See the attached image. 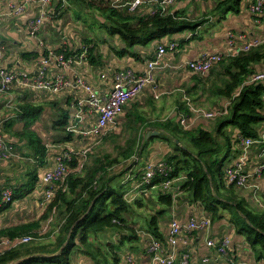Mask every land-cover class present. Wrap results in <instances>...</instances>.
I'll return each mask as SVG.
<instances>
[{"label":"crops","instance_id":"0c3cea01","mask_svg":"<svg viewBox=\"0 0 264 264\" xmlns=\"http://www.w3.org/2000/svg\"><path fill=\"white\" fill-rule=\"evenodd\" d=\"M91 1L52 0L51 13L53 18L42 27L40 38L44 41L45 47H41L35 39L29 37L26 28L27 21L37 15V9L34 5L27 6L24 13L20 14V16H14L11 14L8 0H0V44L4 48L3 57L6 66L13 70H26L36 74L42 68L40 66L41 58L45 55L48 48L57 50L58 53L70 51L78 54L74 55V57H78L85 47L93 48L94 60H87L79 66L64 71L71 78L76 74L83 75L93 85L97 93L106 98L112 90L113 77L119 70L130 68L135 72H145L148 62L155 58L158 47L167 45L175 40L180 46L175 52H170L162 58L160 67L156 71V80L161 90L166 92V94L155 99L151 88H145L138 98L126 107L124 114L119 117V131H112L104 136H95L93 134L83 136L79 133L68 132L67 127L75 124L78 132H80L95 125V116L89 112L87 107L83 108L84 111L81 113V118L77 117L79 109L76 102L80 98L85 97L84 93L78 95L74 92L66 91L53 95L46 91H35L27 88L15 89L12 91V102L9 105L7 102L10 97L0 93V115L4 113V108L7 111L5 115L0 116V125L3 127L7 143L18 155L17 159H0V195L6 188L25 190L26 187L33 185L32 190L25 198L16 200L6 210L0 211V233L9 228L40 221L48 208L43 205L44 194L49 188V185L42 181L44 171L55 167L56 157L70 150H73L72 160L78 162L77 167L82 162L90 163L91 155L96 152L95 150L104 141L107 142L110 138L118 136L117 133L121 129L123 131L126 128V115L130 111L141 112V108L145 107L151 110V114L154 117L168 115V118L163 120L149 121L142 114L146 121L154 125L157 122H165L167 120L179 122L180 114L186 113V109L179 110L182 105L185 106V97L192 100V102L202 98L209 100L210 111H213L212 109L216 105L221 104L226 107L231 103L227 99L218 96L213 97L208 91V85L205 87L204 92L202 89L197 91L198 82L196 81L197 79L195 80L197 76L193 75L185 67V64L204 53L227 52L229 49V35L232 33L255 32L256 24L254 20L256 17L250 11L251 0L241 2L240 9L229 13L224 20H219L218 17H211L212 19L208 17L216 7L217 0L213 1L214 7L212 5L211 11L209 10L211 0H177L167 8V14L183 11L186 12L191 21L200 20L203 16L204 19L209 18V21L193 33L175 34L163 41L155 40V42L146 47L136 46V48L129 50L133 55H120L119 52L125 49L126 45L119 36H111L107 31H102L101 33L93 32L94 27L89 25L92 21V16L96 21L99 20L100 26L104 22V18L98 10L99 7L91 5ZM104 1L112 7L109 1ZM127 1L129 0H123V3ZM144 1L141 5L142 7L135 13H131L127 6H123L119 10L129 15H136V17L151 15L154 10H161L160 2L162 0ZM14 3L17 4L18 0H14ZM71 9L75 12L72 13ZM67 17H73L71 19L72 23L69 22ZM88 20L89 22H87ZM61 27H65V31ZM240 44L238 43V45ZM256 67L257 70L263 67L258 71H264V64ZM60 71L61 68L51 64L47 70V76L52 78ZM188 90L193 91L192 97L187 94ZM24 104L44 107L41 116L30 123L31 125L27 129L46 148L43 163L35 158L36 151L29 143V136L24 134L26 130L25 121L19 120L20 107ZM63 111L68 113L69 117L67 119L68 125L66 128L63 127L61 129L60 127H55V122L61 119ZM190 120L189 128L181 125L184 131H196L198 128H204L215 134L218 129V125L211 124V121L214 120H210V122L204 119ZM255 129L257 132L256 138H262L264 135V123L257 125ZM161 131L150 124L143 130L141 134L142 140L143 142L147 141L148 145L139 158H134V161H138V166L134 170V172L136 171L135 173L137 171L138 173L142 172L148 163L167 161L174 155L175 152L169 143L163 139L152 140V138L158 137ZM224 134L231 139L230 145L227 146L225 139L220 138V142L225 146L220 157L225 160L226 168L240 158L244 149L239 139V136L242 135L237 128L228 127L224 130ZM262 148L263 145L255 143L246 150L248 158L244 165V171L251 176L248 186L246 188L229 187L233 189L235 197L255 214L264 213V173L261 176L255 175V168L262 158ZM228 150L229 152L227 153ZM70 168H72L71 165ZM73 171L77 172L76 169H73ZM35 178L36 180L34 181ZM185 179L186 177L183 173L174 183L175 191L178 190L177 199L171 207L165 210V213L158 217L157 236L153 235L150 224L149 228L144 227L143 224L142 227L137 228L136 223L133 222L132 224L129 223V226L135 232L134 237L131 236L129 230L104 233L98 241L101 247L105 249V244L108 242L115 245L120 244V264H151V256L147 253L149 234L165 242L169 236L172 220L177 219L181 223H188L191 219L198 221L202 218H209L212 220L210 228L204 231L199 230V232H195L192 235L185 234L182 236V240L176 247L177 254H189V264H234L240 261L244 264H264V259L259 258L258 253L254 252L247 237L238 233L237 228L231 221V214L223 211L219 217L214 219L199 202L192 201L190 193L181 190V182L185 181ZM125 182L128 185L126 195L134 196L135 200H143V198H140L143 195L148 202L154 203L150 217L158 214L161 206L158 204L157 197H155L157 195L154 192L161 187L160 185L152 189L138 187L140 179H136L135 176ZM226 186L228 187L229 185L226 184ZM143 205L141 207L133 206L130 214L133 215L134 210L143 208ZM57 216L58 212L55 209L45 222L41 223L38 237L35 238L31 235L34 240L21 246L31 244V246L46 247L53 245L59 232L57 228L59 219ZM127 219L129 222L132 218L127 215ZM49 233H52L50 237H48ZM22 237H26V235ZM221 238L230 239L229 256L217 253V251L207 245L209 240ZM3 239L7 238L0 237V241ZM45 239L52 242V244H45ZM71 257L72 264H96L90 257L82 255L80 249H76Z\"/></svg>","mask_w":264,"mask_h":264},{"label":"trees","instance_id":"16d2710c","mask_svg":"<svg viewBox=\"0 0 264 264\" xmlns=\"http://www.w3.org/2000/svg\"><path fill=\"white\" fill-rule=\"evenodd\" d=\"M241 1L217 0L216 7L208 17L211 18L215 14L219 20H224L229 13L240 9ZM91 5L99 7L98 10L104 18L101 26L109 35L119 36L125 43L126 48L119 52L120 55H133L129 50L136 46L146 47L155 40L163 41L179 33H193L209 21L208 17V19L191 21L183 11H176L173 14L158 12L154 15L136 17L110 7L104 0H92ZM86 48L88 60H94L93 48ZM65 53L67 57L78 55L70 51ZM260 64H264V45L224 60L223 63L215 66L207 77L194 74L197 76L195 78L198 82L197 91L202 89L204 92L208 85V91L213 97L218 96L231 101L228 106L231 110L230 117L218 124L215 134L204 128L184 131L180 121L174 120L157 122L153 125L146 121L141 112L130 111L126 115L125 131L128 138L125 144L116 145L115 153H104L93 157L90 163H84L81 172L73 171L67 177L63 188L57 191L54 201L40 221L9 228L0 233V237L9 239L21 238L28 234L37 238L41 223L45 222L56 209L59 219L56 242L46 247L26 245L7 250L0 254V264H11L27 257L29 258L20 264H72L71 256L76 249H80L82 255L90 257L96 264H120V244L108 242L104 249L98 241L101 235L111 231L129 230L131 236H135L133 228L129 226L127 215H130L133 206L141 207L143 200L137 199L132 203L127 201L125 196L128 185L125 178L135 176L136 179H140L142 172H134L138 166V161H134V158H139L148 145L147 141L143 142L141 134L149 124L162 130L160 135L152 140L163 139L175 152L167 160L173 167L170 178L178 179L184 173L186 179L181 182V190L190 193L192 201L199 202L214 219L223 211L231 214V221L238 233L246 236L254 252L258 253L259 258L264 259V213L255 214L248 210L243 202L235 197L233 189L229 188L234 186H226L225 160L220 157L225 148L220 138L225 139L227 146L231 142V139L224 134L226 128L235 127L243 137L256 138L255 127L264 123V83H249L248 80L253 74L262 72L256 67ZM192 92L188 90L187 94L192 97ZM191 103L193 104L192 100ZM183 106L179 110L186 109L188 113L187 104ZM219 108L224 106L219 104L212 110ZM43 110V106L24 104L19 112V120H24L26 123L24 134L29 136V143L36 151L35 158L40 162L46 155V148L27 129L30 123L41 116ZM68 117L69 114L63 111L61 119L55 122V127L66 128ZM77 163L72 160L70 165L76 169ZM120 167L123 169L118 172L117 169ZM161 180L158 178L152 186L144 189L158 186ZM32 188L33 185L26 187L25 190L14 189L13 203L25 198ZM158 197V204L163 208L152 217L150 222L151 231L155 236H157L158 217L174 202L169 193L161 192ZM140 198L145 197L141 195ZM11 204H6L0 208V211L6 210ZM50 234L52 233H49L48 237Z\"/></svg>","mask_w":264,"mask_h":264},{"label":"built area","instance_id":"2783aa9c","mask_svg":"<svg viewBox=\"0 0 264 264\" xmlns=\"http://www.w3.org/2000/svg\"><path fill=\"white\" fill-rule=\"evenodd\" d=\"M111 3L112 7L119 9L123 6H127L131 13H135L144 0H129L123 3V0H107ZM177 0H162L160 2L161 10H154L152 15L161 12L164 14L167 12V8ZM250 11L256 17L254 22L256 24L255 32L251 33H232L228 39V51L227 52H213L204 53L194 60L188 61L185 67L194 75L200 77H207L213 68L224 60L230 59L241 53L250 52L254 48H258L264 45V0H251ZM11 14L14 16H20L24 13L25 8L29 5H34L37 9V15L35 18L27 21V31L29 37L35 39L38 45L45 47L44 41L40 38L43 25L53 18L51 13L52 0H18V3H14V0H8ZM238 43H241L238 45ZM180 46L177 41H171L167 45H160L156 52V56L153 60L148 62L147 69L143 73L135 72L133 69L125 68L119 70L113 77V87L111 92L106 98L97 93L92 84H90L81 74H76L74 77H68L64 70H69L75 66H79L88 60V49L85 47L78 57H67L66 53L48 48L45 55L41 58L40 66L41 70L34 74L26 70L18 71L13 70L6 66L4 61V48L0 44V93L10 97L8 105L12 102V91L15 89L27 88L35 91H46L53 95L61 94V92H74L80 95L84 93L85 97L78 100L77 117L81 118L83 108L87 107L89 112L95 116V125L92 127L81 130L78 132L77 125L72 124L67 127V131L70 133H79L83 136L95 135L104 136L109 132H117L120 128L119 117L124 114L126 107L133 103L138 96L147 87L151 88L155 99L159 98L166 92L162 91L157 80L156 71L160 67V61L164 56L170 52H175ZM54 64L61 68L60 73L49 78L47 76V70L49 65ZM249 83H264V71L253 74L249 79ZM237 96V95H235ZM264 98V96H263ZM184 101L188 106V113H182L179 116L180 123L183 127H190V119L193 120H215V118L224 116L227 113L228 106L224 108L215 109V111L206 110L204 108L196 107L191 103L189 98L185 97ZM242 143L244 152L240 158L235 161L234 164L224 169L225 182L229 186L246 188L248 186L251 176L244 171V165L246 164L248 156H246V150L252 147L255 143L263 145L261 152V160L255 168V175L261 176L264 173V135L262 138H246L239 136ZM73 150H70L61 156L56 157L55 167L44 171L42 175V181H45L49 185V188L44 194V206L49 205L54 201V197L58 190L63 188L67 177L72 173L70 163L72 162ZM85 157V155H83ZM18 155L14 149L7 143L3 127L0 125V159L10 160L17 159ZM84 167L82 162L76 168L77 172H81ZM173 171V167L168 164L167 161L158 163H148L144 167L140 176V182L138 187L148 188L153 183L161 178L159 185L162 187L164 193H169L173 197V201L177 199V191H175L174 183L176 179H171L170 174ZM132 176H128L126 180H130ZM154 188V187H153ZM14 190L6 188L0 195V208L6 206V204L13 203L12 197ZM125 198L129 203L135 201L134 196L126 195ZM212 220L209 218H202L198 221L191 219L188 223H181L180 220L174 219L170 225L169 236L167 241L163 242L158 240L155 236L149 234V242L147 246V253L151 256V264H189L190 255L187 253L177 254L176 247L182 240V236L185 234L192 235L199 230L204 231L210 228ZM34 239L26 235V237L15 239H3L0 241V254L7 252V250L16 249L21 245L32 242ZM208 247L221 253L224 256H229L228 249L230 247L229 238H221L218 240H209ZM230 258V257H229ZM234 264H244L238 262Z\"/></svg>","mask_w":264,"mask_h":264},{"label":"rangeland","instance_id":"374dc122","mask_svg":"<svg viewBox=\"0 0 264 264\" xmlns=\"http://www.w3.org/2000/svg\"><path fill=\"white\" fill-rule=\"evenodd\" d=\"M214 0H211L210 3H211V6L209 7L210 11H211V8H212V5L214 7V4L213 3ZM216 1V0H215ZM245 0H242L241 2L243 3ZM207 10V11H209ZM71 12L74 13L75 11L73 9H71ZM212 14V13H211ZM196 17V16H195ZM216 17L215 14L212 15V18ZM68 18V17H67ZM73 17L71 18H68L69 22L72 23V19ZM198 18V17H197ZM211 18V19H212ZM196 19V18H195ZM202 19H204V16L202 17ZM91 22L89 23L90 26H93L94 29H93V32H96V33H101L102 31H106L105 28L101 27L100 24H99V20H95L94 17L92 16L91 18ZM201 20V19H200ZM89 22V20L87 21ZM61 29H63L65 31V27H61ZM263 67H260L259 69L261 70ZM258 69V70H259ZM193 104L194 106H197V107H200V108H204L206 110H209V100L207 99H199L198 101H193ZM141 114H143L149 121H156L157 119H166L168 118V115L166 116H160L158 115L157 117H154L152 114H151V110H148L147 108L143 107L141 108ZM172 111V110H171ZM7 113L6 109L4 108V113L0 116H3ZM230 113H231V110L228 109L227 110V113L224 115V116H220V117H217L215 118L214 121H211V124H214V125H218L222 122H225L227 120L228 117H230ZM210 122V121H209ZM118 136L114 137V138H110L109 140H107V142H103L100 147L95 150L96 152L91 155V158L89 160H92L93 157H96V156H101V154H104V153H115V150H114V147L117 145V146H120V145H123L126 143V139L128 138V134L126 133L125 129L120 132L117 133ZM123 167H120L119 169H117L118 172H120V170H122ZM163 192V189L162 187H159L158 189H156V191L154 192L157 196V200H158V195L159 193ZM143 203H144V207L141 208V209H136L134 210V213L133 215L130 214V217L132 219H130L129 223L132 224L133 222L136 223L137 225V228L139 227H142V224L144 227L146 228H149V224L151 222V219L152 217L151 214H152V209L154 207V203L151 202V201H147L145 198L143 199ZM161 208H163V206L161 205ZM136 221V222H135ZM48 229V228H47ZM53 241V240H52ZM48 243V244H52V242L50 241H47V239H45V244ZM38 244V243H37ZM31 245V244H30ZM37 246V245H36Z\"/></svg>","mask_w":264,"mask_h":264},{"label":"water","instance_id":"95a60500","mask_svg":"<svg viewBox=\"0 0 264 264\" xmlns=\"http://www.w3.org/2000/svg\"><path fill=\"white\" fill-rule=\"evenodd\" d=\"M28 258H29V257H27V258H23V259H20V260H17V261H15V262L11 263V264H20V263L26 261Z\"/></svg>","mask_w":264,"mask_h":264}]
</instances>
